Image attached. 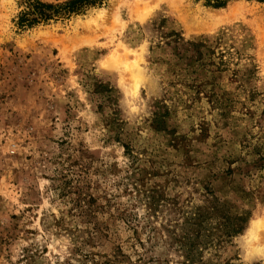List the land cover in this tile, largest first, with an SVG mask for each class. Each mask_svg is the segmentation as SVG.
<instances>
[{"label":"rangeland","instance_id":"374dc122","mask_svg":"<svg viewBox=\"0 0 264 264\" xmlns=\"http://www.w3.org/2000/svg\"><path fill=\"white\" fill-rule=\"evenodd\" d=\"M23 10L0 0V264H181L211 194L251 217L203 262L264 264V4Z\"/></svg>","mask_w":264,"mask_h":264},{"label":"trees","instance_id":"16d2710c","mask_svg":"<svg viewBox=\"0 0 264 264\" xmlns=\"http://www.w3.org/2000/svg\"><path fill=\"white\" fill-rule=\"evenodd\" d=\"M24 10L18 20L20 28H32L39 23L46 24L54 17H71L81 14L88 7H100L105 0H64L62 4L52 5L41 3L39 0H19ZM208 7L223 9L233 0H204ZM264 4V0H246ZM166 38L171 43L180 44L182 38L179 34L171 32ZM170 43V41L168 42ZM168 43H166L168 45ZM187 45H191L187 43ZM103 85H99L101 88ZM264 163V159L262 160ZM211 199L206 205L198 207L191 216H186L181 225L170 231L172 243L177 246L182 255L181 264H206L202 260V251L205 249H219L245 230L250 214H232L228 205L217 197L210 195ZM181 229L179 235L174 233ZM208 264V263H207ZM222 264H235L230 260ZM262 264V263H257Z\"/></svg>","mask_w":264,"mask_h":264},{"label":"bare ground","instance_id":"6f19581e","mask_svg":"<svg viewBox=\"0 0 264 264\" xmlns=\"http://www.w3.org/2000/svg\"><path fill=\"white\" fill-rule=\"evenodd\" d=\"M262 223H264V221L262 222V221H252V229H253V227L255 228V229H257L258 230V228L260 227V225L262 224Z\"/></svg>","mask_w":264,"mask_h":264}]
</instances>
